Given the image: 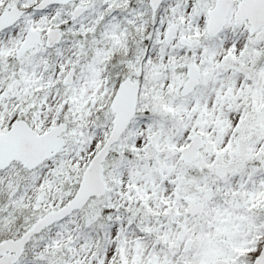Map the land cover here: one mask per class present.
Wrapping results in <instances>:
<instances>
[{"label":"snow or ice","instance_id":"snow-or-ice-1","mask_svg":"<svg viewBox=\"0 0 264 264\" xmlns=\"http://www.w3.org/2000/svg\"><path fill=\"white\" fill-rule=\"evenodd\" d=\"M0 264H264V0H0Z\"/></svg>","mask_w":264,"mask_h":264}]
</instances>
